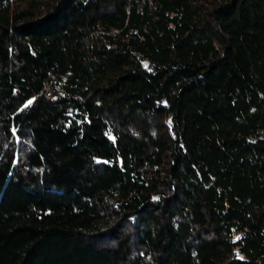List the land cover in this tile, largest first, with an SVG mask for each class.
<instances>
[{"label":"trees","instance_id":"1","mask_svg":"<svg viewBox=\"0 0 264 264\" xmlns=\"http://www.w3.org/2000/svg\"><path fill=\"white\" fill-rule=\"evenodd\" d=\"M0 264H264V0H0Z\"/></svg>","mask_w":264,"mask_h":264},{"label":"built area","instance_id":"2","mask_svg":"<svg viewBox=\"0 0 264 264\" xmlns=\"http://www.w3.org/2000/svg\"><path fill=\"white\" fill-rule=\"evenodd\" d=\"M43 93H45L49 96L52 95V91H51L50 87H45L40 94H43Z\"/></svg>","mask_w":264,"mask_h":264},{"label":"snow or ice","instance_id":"3","mask_svg":"<svg viewBox=\"0 0 264 264\" xmlns=\"http://www.w3.org/2000/svg\"><path fill=\"white\" fill-rule=\"evenodd\" d=\"M29 103H31V101H29ZM169 123H171V122H169ZM237 239H240V237H237Z\"/></svg>","mask_w":264,"mask_h":264}]
</instances>
